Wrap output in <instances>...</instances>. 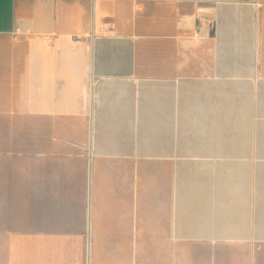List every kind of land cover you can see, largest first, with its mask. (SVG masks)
<instances>
[{"label": "crops", "instance_id": "0c3cea01", "mask_svg": "<svg viewBox=\"0 0 264 264\" xmlns=\"http://www.w3.org/2000/svg\"><path fill=\"white\" fill-rule=\"evenodd\" d=\"M263 121L264 0H0V264H264Z\"/></svg>", "mask_w": 264, "mask_h": 264}, {"label": "rangeland", "instance_id": "374dc122", "mask_svg": "<svg viewBox=\"0 0 264 264\" xmlns=\"http://www.w3.org/2000/svg\"><path fill=\"white\" fill-rule=\"evenodd\" d=\"M260 124V123H258ZM263 125H264V121H263ZM247 135L249 136H263L264 137V126L263 128H249L247 130Z\"/></svg>", "mask_w": 264, "mask_h": 264}, {"label": "built area", "instance_id": "2783aa9c", "mask_svg": "<svg viewBox=\"0 0 264 264\" xmlns=\"http://www.w3.org/2000/svg\"><path fill=\"white\" fill-rule=\"evenodd\" d=\"M17 30H20V29H16V31ZM107 31V27L106 26H103V27H100V28H98V27H92V31H91V34H90V37L92 38V37H98V33L99 32H101V33H104V32H106ZM202 33V29L200 30V32H199V34H201Z\"/></svg>", "mask_w": 264, "mask_h": 264}]
</instances>
